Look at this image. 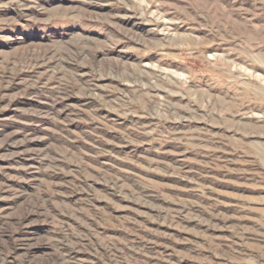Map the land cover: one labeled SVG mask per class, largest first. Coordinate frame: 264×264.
Returning <instances> with one entry per match:
<instances>
[{"label":"rangeland","instance_id":"rangeland-1","mask_svg":"<svg viewBox=\"0 0 264 264\" xmlns=\"http://www.w3.org/2000/svg\"><path fill=\"white\" fill-rule=\"evenodd\" d=\"M0 264H264V0H0Z\"/></svg>","mask_w":264,"mask_h":264}]
</instances>
